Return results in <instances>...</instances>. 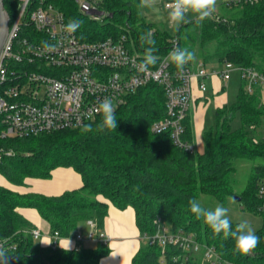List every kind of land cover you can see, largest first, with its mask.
Returning <instances> with one entry per match:
<instances>
[{
	"label": "trees",
	"instance_id": "16d2710c",
	"mask_svg": "<svg viewBox=\"0 0 264 264\" xmlns=\"http://www.w3.org/2000/svg\"><path fill=\"white\" fill-rule=\"evenodd\" d=\"M41 0H33L37 5ZM53 3L70 19L83 21L75 35L81 41H96L126 34L129 47L142 56L148 45L141 46L140 35L149 30L156 40L155 53L161 59L178 38V47L188 48L196 60L232 61L264 71V0L255 3L225 1V12L197 21L192 19L172 32L146 19L139 0H96L105 12L102 20L79 9L75 0H45ZM10 24L18 13V0H4ZM173 65V64H172ZM185 66V67H186ZM176 67L173 65L172 69ZM239 113L241 125L231 127ZM166 113V92L162 84L150 82L127 96L116 108L117 128L97 131L102 114L79 127L43 132L37 135L0 138V147L12 148L13 156L0 158V239L15 244L7 249L10 264H99L108 245L79 250L43 247L23 227H31L19 211L35 208L47 220L52 231L63 236L74 232L82 219L94 215L103 228L109 206L123 209L132 206L136 224L145 235L157 232L166 224L174 232L195 236L200 242L214 245L220 257L233 264H264V196L259 194L264 179V162L252 167L246 186L238 195L244 207L259 214L262 224L255 230L260 238L248 255L234 251V240L216 236L188 210V201L202 193L226 202L234 194L232 174L237 158H263L264 134L254 137L262 124L264 103L257 87L253 93L239 89L235 103L216 109V121L203 131V150L188 152L177 146L169 131L154 133L152 123ZM91 124L93 131L84 132ZM186 137L191 139L190 119L186 120ZM58 167H71L82 177L79 188L58 195L20 191L2 184L6 179L20 187L30 178H48ZM232 221V220H231ZM237 221H232L235 228ZM131 264H207L202 253L185 250L179 244L146 243L134 254Z\"/></svg>",
	"mask_w": 264,
	"mask_h": 264
},
{
	"label": "built area",
	"instance_id": "2783aa9c",
	"mask_svg": "<svg viewBox=\"0 0 264 264\" xmlns=\"http://www.w3.org/2000/svg\"><path fill=\"white\" fill-rule=\"evenodd\" d=\"M32 1L18 0V13L0 52V138H22L79 127L100 114L97 108L105 98L111 99L116 109L139 87L157 82L166 92V113L152 123V132L169 131L177 146L194 152V142L186 137V120L194 99L195 83L199 91L205 92L208 75H219L223 81H228L237 70L245 91L253 93L258 87L264 92V71L232 61H224L219 70H209L203 61H198L181 72L172 69L167 53L155 66L140 71L138 65L143 56L129 47L126 34L81 41L75 34L63 31V25L67 24L65 15L53 3L41 0L32 5ZM225 1L255 3L259 0ZM75 2L82 12L95 19L100 17L96 14L99 10L96 0ZM42 41L55 45V52H45ZM171 44L170 50L178 47L176 36ZM15 153L12 148L0 147V158ZM259 194L264 196V179L260 182ZM88 222L91 228L87 237L108 245L110 239L98 228L96 221L90 219ZM29 232L34 239L43 236L38 227ZM50 237V246L59 247V239L63 237L60 231H52ZM145 237L151 244L159 243L163 248L179 244L185 250L202 253V260L207 264H233L222 259L214 245L183 232H174L164 223L156 233ZM75 238L82 241L85 236L79 230ZM5 241L7 238L0 239V242ZM6 247L15 249L16 245L6 244ZM81 247L78 243L74 249Z\"/></svg>",
	"mask_w": 264,
	"mask_h": 264
},
{
	"label": "crops",
	"instance_id": "0c3cea01",
	"mask_svg": "<svg viewBox=\"0 0 264 264\" xmlns=\"http://www.w3.org/2000/svg\"><path fill=\"white\" fill-rule=\"evenodd\" d=\"M163 1L164 0H156L153 6L144 8L147 11L146 13L153 16L156 20V22L151 20L149 21L155 24L160 22L157 25L169 30L171 28L168 27V21L164 19L158 8L159 5L163 3ZM166 1L168 0H165V2ZM146 13L143 12L147 18ZM189 15L191 16V14ZM215 68L216 67L213 66L211 69ZM237 73L242 84L243 80L241 78V74L240 72ZM232 77L233 75H231L229 81L232 79ZM205 81L207 83V90L205 92L199 91L195 83L194 99L192 102V107L194 105V113L191 112L192 110H190L189 113V119L192 127L191 140L194 142L196 149L199 151L203 150V146L201 148V145L203 131L205 130L204 119L203 116L201 117V111H205L204 108L209 104L208 102L205 104V100L207 99L206 92H208L209 85L211 87L210 97L213 99L214 105H216L218 108L228 104L223 100L224 98H222L226 90L225 81H223L219 75L213 74L208 75ZM261 95L264 103L263 91H261ZM198 111H200V113ZM1 182L4 186L15 188L23 192L34 191L46 195H58L65 190L79 188L83 184L81 175L71 167H58L52 171V175L48 178H30L27 180V184L25 186H13L6 179L2 180ZM19 211L32 225L31 227H23V230L29 232V229L33 227L40 228L43 231V236L35 240H38V243L43 247L50 246V235L52 233L50 223L42 218L35 208H20ZM94 218V215H90L88 218L82 219L78 225V228L74 232L59 239V247L72 249L78 243H81L83 247H96L99 241L90 240L87 237V233L91 228L88 221L90 219L96 221ZM99 229H101L102 232H104L110 239L108 244L109 252L100 259L99 264H131L134 254L146 243L145 234L140 231L136 224L135 210L132 206L120 209L111 203L109 206L108 215L105 219V225L103 228ZM79 230L85 236L84 240L82 241H79L75 238V233Z\"/></svg>",
	"mask_w": 264,
	"mask_h": 264
},
{
	"label": "clouds",
	"instance_id": "9594fccd",
	"mask_svg": "<svg viewBox=\"0 0 264 264\" xmlns=\"http://www.w3.org/2000/svg\"><path fill=\"white\" fill-rule=\"evenodd\" d=\"M155 2L156 0H139L142 8L151 7ZM165 7L168 10V27L178 30L181 24L188 23L192 19L203 21L211 17L217 10V0H170ZM82 24V20L70 19L67 24L63 25V31L68 35L75 34L81 29ZM152 37L151 30L139 37L142 47L145 44L148 45L144 50L142 61L138 65L140 71H146L150 66H155L159 60V57L155 55L158 51L155 47L156 40ZM41 47L45 52H55V45L46 41L41 42ZM167 60L182 72L186 65L196 60V54L188 48L174 47L169 51ZM97 112L102 114L101 121L96 125L97 131L115 130L117 128L116 109L111 99L102 100L98 105ZM83 131H93L92 125H84ZM188 210L197 220L203 219L214 235L222 236L225 240L229 238L234 240V251L240 255L250 254L260 242L259 236L247 220L240 221L233 229L232 221L228 215L229 209L221 204L209 210L193 198L188 201ZM8 258L6 241L0 242V264H8Z\"/></svg>",
	"mask_w": 264,
	"mask_h": 264
},
{
	"label": "rangeland",
	"instance_id": "374dc122",
	"mask_svg": "<svg viewBox=\"0 0 264 264\" xmlns=\"http://www.w3.org/2000/svg\"><path fill=\"white\" fill-rule=\"evenodd\" d=\"M225 0H217V13H223L225 12L223 5H224ZM159 10L161 12V14L163 15L164 19L168 21V17H167V8L165 7V0L163 1V3L161 5H159ZM99 9V8H98ZM142 11L144 13H146L147 11L145 10V8H142ZM96 14L98 16H100L98 19L102 20L105 16V12H103L102 10H98L96 11ZM90 15V14H89ZM147 20H151L153 22H156L155 18L153 16H151L150 14H147ZM92 18H94L93 15H90ZM162 21V20H161ZM160 22H157V24H159ZM172 32H175L176 29H169ZM216 67L218 70L221 69L222 63L220 64L219 62H209L206 64V67L208 69H211L212 67ZM239 71H233L232 75V79L229 81H225L226 84V90L225 93L223 95L222 98H224L223 100L228 103L229 105L235 103L236 99H237V95L239 93V89L241 86V80L238 76ZM235 73V74H234ZM211 87L209 85L208 88V92H206V96L207 99L205 100V104L208 102L209 104L204 108L205 111H201V117L203 116L204 119V127L205 129L210 127V125L214 124L216 121V105H214V101L213 99L210 97V90ZM192 113H194V105L191 109ZM200 113V111H198ZM241 125V120H240V115L237 112L235 114V116L233 117L232 121H231V127L232 128H238ZM257 133V135L254 134V137H258V136H263L264 134V116L262 118V124L256 129L255 131ZM203 146V136H202V145L201 148ZM198 148V146H197ZM264 159L263 158H237L234 160V164L236 167V171L232 174V184L234 187V194L232 196H229L226 200V202H221L219 201L214 195L212 194H207V193H202L200 194V196L198 197V201L200 202V204L206 208V209H214L218 204H221L225 207H227L229 209V218L232 221H237L240 222L242 220H247L251 226L253 227L254 230H256L257 228H259L262 224V217L259 214H255L252 211L247 210L244 207V201L241 200H237L235 199V195H238L240 192H242V190L244 189V187L246 186V183L248 182V179L251 175L252 172V167L255 164H260L263 163ZM29 186V185H27ZM95 219V218H94ZM89 232V231H88ZM88 234V233H87ZM39 241L36 240V243H38ZM203 261V260H202Z\"/></svg>",
	"mask_w": 264,
	"mask_h": 264
},
{
	"label": "water",
	"instance_id": "95a60500",
	"mask_svg": "<svg viewBox=\"0 0 264 264\" xmlns=\"http://www.w3.org/2000/svg\"><path fill=\"white\" fill-rule=\"evenodd\" d=\"M10 27V15L4 6V0H0V52L7 38ZM235 199L240 200L239 195H235Z\"/></svg>",
	"mask_w": 264,
	"mask_h": 264
}]
</instances>
